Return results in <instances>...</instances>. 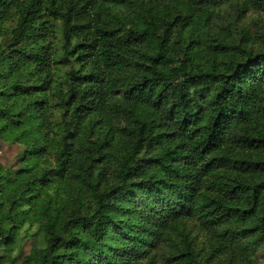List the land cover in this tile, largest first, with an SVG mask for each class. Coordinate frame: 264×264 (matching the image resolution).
Returning a JSON list of instances; mask_svg holds the SVG:
<instances>
[{"label": "trees", "instance_id": "trees-1", "mask_svg": "<svg viewBox=\"0 0 264 264\" xmlns=\"http://www.w3.org/2000/svg\"><path fill=\"white\" fill-rule=\"evenodd\" d=\"M0 264H260L264 0H0Z\"/></svg>", "mask_w": 264, "mask_h": 264}, {"label": "rangeland", "instance_id": "rangeland-1", "mask_svg": "<svg viewBox=\"0 0 264 264\" xmlns=\"http://www.w3.org/2000/svg\"><path fill=\"white\" fill-rule=\"evenodd\" d=\"M21 155V147L3 143L0 140V164L4 167L13 166L17 163V159ZM41 231L37 226H25L20 230L16 237L15 249L12 253V258L18 259L17 264L31 255L36 247L39 246ZM1 255V251H0ZM260 264H264V254L260 253Z\"/></svg>", "mask_w": 264, "mask_h": 264}]
</instances>
